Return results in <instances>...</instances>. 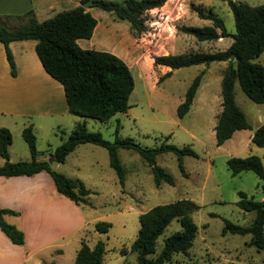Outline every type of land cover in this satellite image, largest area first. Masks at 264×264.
I'll return each instance as SVG.
<instances>
[{
    "label": "rangeland",
    "instance_id": "374dc122",
    "mask_svg": "<svg viewBox=\"0 0 264 264\" xmlns=\"http://www.w3.org/2000/svg\"><path fill=\"white\" fill-rule=\"evenodd\" d=\"M237 1L252 5L264 2ZM192 3L221 16L226 29L234 32L233 14L227 0H167L161 7L147 12V30L139 35L129 28L127 21L118 19L110 11L94 8L106 13V16L101 17L105 21L113 19L121 26L127 24V36L133 37L145 54L137 59L138 70L137 67H130L134 89L126 111L118 112L106 121L74 114L41 120L34 118L30 121L27 118L17 119L20 126L32 125L40 152L52 149L54 152V146L62 142L61 138L68 136L74 124L69 117H81L78 121H85L88 130L99 131L108 140L114 139L118 121L119 136L130 137L142 146L156 147L165 141L178 147L190 146L195 151L196 156H183L186 175L181 172L175 153L158 154L157 164L174 179V184L163 181L159 186L154 183L150 166L137 151L130 148L118 150L125 172L123 186L109 164L106 148L97 144H84L68 156L64 165L53 167L71 178L80 179L90 189L89 203L80 204L91 220L82 238L89 245L99 239L105 242L103 264H137L136 254L130 251L129 246L139 229V215L156 204L182 198L191 199L198 205L192 214L198 226L197 234L188 253H176L163 264H264V251L249 244L250 233H222L225 219L239 225H248L255 216L254 211H246L237 206L239 191H244L254 200L262 199V181L258 175L251 170H243L234 175L226 161L232 156L246 157L254 154L261 158L264 165V146L251 142L255 128L264 122V103H256L248 98L236 81L235 101L245 113L250 128L235 131L231 138L217 146L214 125L221 110V78L226 62L213 61L209 65L180 67L156 82L157 85L151 81L152 72L147 61L150 54L168 50L174 53L224 50L232 42L231 37L200 41L177 30L179 25L202 26L211 23L191 9ZM103 40L105 45L121 49L129 47L128 43L121 44L111 38ZM255 60L264 65V51ZM201 70H204V74L190 110L179 117L177 106L184 99L192 79ZM0 124H10L12 156L30 160L22 130L19 131L14 125L12 117L0 115ZM23 147H26V157H17L21 156L18 151ZM1 161L3 159L0 156ZM100 220L111 223L108 231L99 232L94 229V223ZM179 229V221L172 220L156 242V253L163 246V238ZM66 257H71L69 252ZM65 261L63 258L59 264Z\"/></svg>",
    "mask_w": 264,
    "mask_h": 264
},
{
    "label": "trees",
    "instance_id": "16d2710c",
    "mask_svg": "<svg viewBox=\"0 0 264 264\" xmlns=\"http://www.w3.org/2000/svg\"><path fill=\"white\" fill-rule=\"evenodd\" d=\"M88 0H79V4L38 21L32 11L23 16L13 27L7 25L10 18H0V42L4 45L11 75L16 74L15 62L9 48L14 40L34 39L35 51L44 70L63 86L65 100L70 114L106 121L118 112L126 111L129 97L134 89V77L128 64L118 55L101 49L83 48L79 38H90L97 19L90 10L82 6ZM167 0H91L90 7L112 12L118 19L129 23V28L139 35L147 30V12L161 7ZM233 14L234 32H229L221 16L212 10H204L200 5L191 4L197 15L207 19L208 25H179L177 30L194 36L197 40H215L231 37L232 42L224 50L167 53L153 56V64H163L170 70L158 77L157 82L169 76L173 70L196 64L209 65L213 61H224L226 67L221 78V110L214 125L216 145H222L232 137L235 131L250 128L243 110L237 105L234 96V84L238 81L241 89L256 103H264V65L255 60L264 51V2L256 5L245 1L227 0ZM23 19L24 22L22 21ZM22 21V22H21ZM204 70L195 75L187 87L184 99L177 106V115L183 117L191 107ZM117 121L115 137L108 140L99 131H90L85 121H77L71 132L56 146L53 155L57 162H64L67 155L79 144L93 143L106 148L109 164L114 169L121 186L125 182V172L120 161L119 148L137 151L150 166L154 183L159 186L163 181L174 184L173 177L157 164L156 156L162 152H173L178 157L181 172L183 156H196L190 146L178 147L165 141L156 147H146L130 137H120ZM30 153V160L11 161L8 146L12 134L8 127H0V176L33 175L46 171L52 178L56 190L76 204L89 203L90 189L83 181L71 178L53 169L47 160H38L40 151L36 146V136L32 125L22 129ZM251 142L264 146V122L255 128ZM232 174L251 170L261 179L262 199L254 200L244 191H239L236 204L243 210L254 211L255 216L248 225H239L224 220L222 233L251 234L250 245L264 251V165L261 158L251 154L246 157H229L226 161ZM198 205L191 199L182 198L168 203L156 204L139 215V229L129 246L136 254L137 264H163L170 261L176 253H188L196 237L198 226L192 214ZM18 215L19 212L0 206V230L14 244L24 242V232L13 223L6 221L5 215ZM177 219L180 229L163 238V246L156 253V242L164 229ZM111 223L96 221L94 229L106 232ZM105 242L97 240L89 245L81 238L74 264H103ZM42 264H56L45 261Z\"/></svg>",
    "mask_w": 264,
    "mask_h": 264
},
{
    "label": "crops",
    "instance_id": "0c3cea01",
    "mask_svg": "<svg viewBox=\"0 0 264 264\" xmlns=\"http://www.w3.org/2000/svg\"><path fill=\"white\" fill-rule=\"evenodd\" d=\"M78 4L79 0H0V18L10 16L6 23L13 27L21 20L16 17L29 11L33 12L38 21H42L58 11ZM94 8H87L97 19L94 32L90 38H79L78 44L83 48L110 51L121 57L129 67H137L138 70L137 59L141 58L144 52L133 37L127 36L128 25L123 23L121 26L113 19L105 21L102 18L106 13ZM104 38H111L121 44L128 43L129 47L121 49L105 45ZM35 44L34 39L14 40L9 43L16 68V74L13 76L4 45L0 42V115L11 116L19 131L27 125L20 126L17 120L19 117L30 121L29 119L34 118L41 120L70 114L63 86L44 70L36 54ZM166 53L174 52H156L147 58L152 72L151 81L155 85L158 77L169 71L170 67L163 64L154 65L153 56ZM81 117L69 118L75 124ZM3 125L10 129V124H0V127ZM12 142L8 146L9 159H25L12 156ZM84 144L87 143L79 144L71 151L64 162H57L53 158L51 167L64 165L68 156L77 152L76 150ZM25 150L26 147L19 149L21 156L17 157H26ZM52 150L40 152L37 159L48 160L52 157ZM0 206L19 212L18 215L6 214L4 217L24 232L23 244L17 245L0 230V264H42L45 261H55L59 264L63 258L66 260L64 264H74L80 240L91 220L80 204L56 190L51 176L46 171L33 175L0 176ZM68 252L71 257H66Z\"/></svg>",
    "mask_w": 264,
    "mask_h": 264
},
{
    "label": "water",
    "instance_id": "95a60500",
    "mask_svg": "<svg viewBox=\"0 0 264 264\" xmlns=\"http://www.w3.org/2000/svg\"><path fill=\"white\" fill-rule=\"evenodd\" d=\"M90 5H91V0H88V1H86V2H84V3H82V6L85 7V8H89ZM53 158H54V156H53V157H50L47 161H48L49 163H52Z\"/></svg>",
    "mask_w": 264,
    "mask_h": 264
}]
</instances>
